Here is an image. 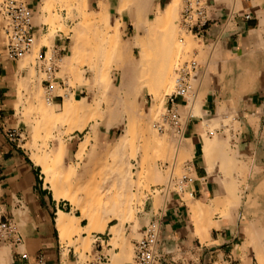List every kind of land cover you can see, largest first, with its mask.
<instances>
[{"label":"crops","instance_id":"0c3cea01","mask_svg":"<svg viewBox=\"0 0 264 264\" xmlns=\"http://www.w3.org/2000/svg\"><path fill=\"white\" fill-rule=\"evenodd\" d=\"M22 1L33 11L36 45L46 42L40 46L37 60L51 51L60 57L65 56L70 48V35L61 29L53 33L50 25L44 23V18L48 17L42 14L44 0ZM90 1L98 6L101 0ZM172 1L159 0L157 6L161 9ZM204 3L209 21L195 37L210 57L208 63L200 64L201 71L197 73L207 72L208 79L199 114L190 115L182 132L184 145L191 157L185 171L194 182L185 191L166 199L151 221L160 223L156 264H259L249 260L248 254L241 250V227L227 218L217 217L213 221L205 218L207 235L204 236L205 243H202L190 204L213 208L217 195L225 194L222 177L219 181L215 172L216 164L223 160L224 153L214 150L209 160L203 125L206 120L222 119L224 113H221V107L232 104L231 90L241 88L239 80L244 75L254 73L256 69L253 68L257 66L260 70L264 69V0H204ZM79 15L78 9L77 17ZM72 24V21L65 20L62 28H69ZM4 28L5 20L0 12V204L5 218L18 226V232L16 240L0 243V264H114L113 257L122 253L121 246L115 248L111 244L115 236L112 229L118 223L108 224L104 231L88 233L89 221L70 201L55 197L46 182L43 166L35 161L34 157L42 156L44 151L34 146L33 126L31 120L23 116L21 105L24 81L29 78L30 69L23 66L22 59L12 61L6 57ZM36 72L41 74L39 65ZM257 83L255 90L249 83L253 92L242 95L238 108V117L243 122L237 136L248 142L246 150L252 143L253 147L264 144V75L257 79ZM41 84L44 85L43 81ZM53 104L62 107L64 100L55 99ZM174 105L181 117L188 115L189 102L178 98ZM113 129L104 131L103 137H110ZM11 130L20 134L19 141L9 139L8 132ZM79 134L75 131L67 139L65 160L68 164L78 163L75 138ZM206 135L211 142L217 143V147L219 139H214L210 133ZM243 156L247 159L245 154ZM260 160H264V146ZM257 178L260 185H264L263 174L256 172L248 186L245 201L251 195L249 189ZM262 188L264 186L258 191L264 193ZM221 210L216 214L221 215ZM145 220L140 218V228L136 232L125 227L126 260L117 264H134V258L128 259L129 246L135 247L138 240L134 237L144 233ZM60 224L65 230L60 229ZM256 228L255 233L262 231V227ZM82 255L86 260L82 259Z\"/></svg>","mask_w":264,"mask_h":264},{"label":"bare ground","instance_id":"6f19581e","mask_svg":"<svg viewBox=\"0 0 264 264\" xmlns=\"http://www.w3.org/2000/svg\"><path fill=\"white\" fill-rule=\"evenodd\" d=\"M73 1L78 3L77 7L80 12L78 19L79 22L74 28V44L72 54L62 64L61 75L64 76L65 80L68 79L69 81H72L76 79L80 83L86 79L83 86L87 87L86 90L88 96L82 97L78 100L75 99V95L73 93L69 97L66 96V100L64 101L60 112L56 111L57 106L53 105L52 103H48V106L40 103L37 110L40 112L44 121L60 118H72V123L70 128H68V134L75 131L84 132L91 122H94L95 124L91 126V133L80 144L76 154V158L80 161H83V170L81 171L82 175H78V170L76 167H72L73 165L67 166L64 163L66 144L62 133L53 137L52 148L46 153V158H44V160L36 159L35 161L43 166V171L46 175V182L50 185L55 197L58 200L66 199L72 204H78L76 207L82 206L83 218L89 221V226L86 229L88 233L95 230V225L100 219H103L104 222L102 227L103 231L110 222H118V225L112 229V232L115 236L111 241L113 246H121L122 248V253L113 257L114 264H117L118 262L126 260L124 259V254L127 241L124 235V225L125 222L134 215L132 204L136 195L134 194L133 189L137 186L135 179H132L134 174L133 165L127 156L126 150L127 146L131 142V138L135 133L136 128L140 126L139 120L141 119L139 118L143 117V114L145 113L143 106L147 101L146 98L148 96H152L153 106L151 111L157 116L160 113L164 95L167 93L170 94L169 92H171L173 88V70L179 66V59L183 51L179 42V33L173 24L175 17H177V7L179 3L178 0H173L170 4H167L164 9H160L158 7L159 5L154 6L152 4L153 0H119V5L116 8L117 13L121 19L124 18L125 14L133 24L135 31V35L131 41L125 45L122 42L123 32H120L119 24H116L117 21H115V26L109 28L111 12L109 0L99 1L98 6L100 12L97 14V17L87 14L86 9L89 0ZM53 2L54 0H44L42 12H49L50 6ZM151 15H153V17H151ZM49 18L57 19L55 16H50ZM102 23L109 25L108 28L105 30L99 29L100 25H103ZM120 26H122V23ZM87 27H93V31L101 30L102 35H97L93 39H88L84 44L88 51L90 47H93L92 49L94 50H92L91 54H87L86 56L88 61V69L82 70L77 67V63L79 62V52L81 50L80 38L81 35L85 33ZM45 43L46 42L37 44L35 50L33 53H31L29 59L24 64H27L29 60L38 58L40 46ZM108 49H110L111 54L114 55H112V58H115L116 60L115 70L108 68L109 62L102 63V57L105 55L106 50ZM138 49L140 52L137 57L136 50ZM104 63L106 66H104ZM253 69H256L254 76H250L251 74L249 75L247 73L243 78H241V80H239L241 86H238L241 88L239 90L236 88L238 90V98H241L242 95L249 93L253 89L255 90L256 84H259L257 83V79L259 80L260 76L264 75V69L260 70L258 66ZM89 72H91L90 76H88ZM116 72L119 73V77L115 81ZM255 79L256 83L254 82ZM251 82H254L255 85ZM249 83L254 86L253 89H250L252 85L250 86ZM96 87H99L100 90L107 92L108 95L105 99L107 106L103 112H100V110L98 111L97 108L93 111L91 109V102L95 98L93 88L95 89ZM122 90L125 91L124 96H122L120 93ZM36 99L39 103L42 98L40 99L38 97ZM201 99L202 98L200 96H197L191 101L189 105V109H191V115H196L197 113L199 114L200 104L202 102ZM99 103L97 104L99 105ZM221 109L222 112L224 108L221 107ZM219 115L221 116L220 113ZM124 118L127 119L125 132L118 139V141L114 143V145L104 146L98 144V146H94L92 151L90 150L91 152H89L92 139L97 143L98 132L101 127L102 129H111L117 123H121ZM153 119L157 120V117ZM203 126L205 130L203 138L206 143V155L210 160L212 158L211 150L214 149L217 143H213L207 139L206 133H208V131H212L217 126V122L206 120ZM145 132L148 134L147 139H145L147 140L148 149L153 150L152 152L154 156H163L165 158V155H167L166 153H168V143L166 142V145L165 141L163 139L162 141L158 135L153 133L151 128H147ZM64 134L66 133L64 132ZM147 157H145V161L140 160L141 163L139 164V169L136 173L138 180L140 181L143 174L147 173V177L152 178L153 181L163 182L164 179L161 176V173H159L154 163V166H151L149 161L151 158L149 157L150 159L147 160ZM234 158L235 155H233L231 151L225 152L223 155V159L228 162L227 166L225 167L226 171L224 176H222L225 194L217 195V198L215 199V204L218 206V208L219 206L223 205L228 207V209H226L227 211L221 210L220 213L223 216L230 215L232 222H235L236 215L238 214V208L241 204V202H235L236 196L234 194L236 193L235 179L237 178V167L233 166L232 164L234 162ZM50 161L55 164L53 167H51L52 165L50 164ZM102 164H105V167L110 170L109 173L111 177L106 186L102 189V192L100 191L101 193L99 192V195L98 193L95 195H89L86 198L84 205L77 203L78 200L76 197L65 194L61 191L60 184L61 180H63L62 178L64 177L61 176L62 178L60 180L59 176L65 173L64 168L68 167L67 176L70 178L77 177V179H80L81 181L79 182L83 183L81 178H84V176L89 173L88 169L94 165ZM261 186L264 185H254L253 190L251 188L252 191L250 192L251 195L249 196L248 200L243 203L245 235L249 236L246 237L247 239L245 238L244 246L242 247L244 249H247L249 245L255 241L261 245H264V193L262 191L259 192L261 190ZM256 192L257 194H263L262 196L258 197L256 196ZM257 197L259 199L262 197L263 200L260 202ZM192 207L195 224L199 226V233L201 232V229H203V232L200 235L204 234L205 236L207 235V226L205 224V226L201 225L200 222L205 220V218L211 220L210 216L207 217V214L209 213L207 210L208 207L200 204H193ZM251 210H253V213L250 212ZM254 212H256L259 216L257 224H254V219L249 217L251 214H255ZM63 226L64 225L60 224V229H63ZM256 227H262V231L260 232L258 230L257 233H255L254 231L257 230Z\"/></svg>","mask_w":264,"mask_h":264},{"label":"rangeland","instance_id":"374dc122","mask_svg":"<svg viewBox=\"0 0 264 264\" xmlns=\"http://www.w3.org/2000/svg\"><path fill=\"white\" fill-rule=\"evenodd\" d=\"M17 1L23 2L22 0H17ZM158 1L159 0H153L152 4L154 6H157ZM109 2L111 5L110 26L102 23L103 25H100L101 28L99 27V29L105 30L108 28V26L110 28V27L115 26L116 24H119L120 32H123L122 33L123 34L122 42L125 45H127L131 41L133 36L135 35L134 26L125 14H124V18L121 19L119 14L117 13L116 8L119 5V2H120L119 0H109ZM178 3L179 4L177 7V17H175L173 24H174V27L176 28L177 32L179 33L178 34L179 42H180V44L182 46L181 48L183 50L181 53V57L179 59V65L182 64L183 62H189V61H193V60L199 64H203L206 62L208 63L210 60V57H207V55L205 54L204 47L201 45L200 41L193 34L186 32L182 28V26H181V14H182V11L184 8V0H178ZM77 4L78 3L73 1V0H54L52 5L50 6L49 12H46V13L42 12V14L48 15L47 18H44V23L50 25L53 33L57 29H61V30H65L67 35H70V48H69V51L65 53V56L62 57L63 60L59 64V71L55 75V84H56V88H57V94L62 95V96L67 95L69 97L72 93L74 95L78 93L77 94V100H78V99H81L82 97L88 96L87 90H86L87 87L83 86L86 79L80 83L76 79L72 80V81H69L68 79L65 80L64 76L61 75L62 74L61 66L65 62V60L69 56H71L72 51H73L74 28L77 26V24L79 22V20H78L79 16L77 17V13H78V7H77L78 5ZM43 6L44 5L42 3V7ZM165 7L166 6H163L161 9H164ZM42 10H43V8H42ZM86 11H87L88 15H92L93 17H97V14L100 12V9H99V6H97L95 3H92L89 0ZM50 16L51 17L55 16L57 19H54V18L50 19L49 18ZM58 17H60V18H58ZM151 17H153V15H151ZM65 20H70L73 22V24L69 28L63 29L62 24H63V21H65ZM115 21H117L116 24H115ZM121 23H122V26H120ZM93 30H94L93 27H87L85 30V33L83 35H81V38H80L81 50L79 52L80 58H79V62L77 63V67L82 69V70L88 69V67H87L88 61L86 59V56H87V54H91L92 50H94V49H92L93 47L92 48L90 47L89 51H88V49H86L84 44L87 42L88 39H93L97 35L98 36L102 35L101 30L100 31L99 30L93 31ZM36 46L37 45L34 46L33 51L35 50ZM33 51H32V53H33ZM139 52H140L139 49L136 50V56L137 57L139 55ZM30 55H27L26 57H24L22 59L23 64L26 63V61L29 59ZM112 55L113 54H111L110 49L106 50L105 55L102 57V59H103L102 63L103 62H105V63L109 62L108 63L109 67L108 66L107 67L112 68L111 70H115V61L116 60H115V58L114 59L112 58L114 56V55L113 56ZM35 59L29 60L30 62L28 61L27 64H24V67L27 65L25 68L30 69V76L28 79H26L24 81L25 86L23 87L24 94L22 95V104L21 105L23 108V110H22L23 116L26 118H29L31 120V122H30L31 125L33 126L32 138H33L34 146L36 148H38L39 151H44L42 157L36 155L34 158H35V160L36 159L44 160V158H46L45 155H47L46 153L49 151V149L52 148V141H53L54 136L62 133L63 139H64L65 144L67 146V139L72 134V133H69V134L67 133V132H69L68 128H70V125L72 123V118H60V119H54V120H49V121H44L42 119L41 114L37 110V108H38V105L40 103H43L45 106H48V103L46 102L47 94H46L45 85L41 84L43 79H44V76L42 74L38 75L36 72V66L39 65V61L37 60V58H35ZM104 66H106V64ZM176 69L177 68H175L173 70V74H172L173 88H172L171 92H169L170 94L167 93L164 95L163 104H162L159 115L156 116L152 113L151 108L153 106V99H152V96H148L146 98L147 101L145 102V105L143 106V109L145 110L143 117H145V118H143V117L139 118L142 120V122H141V120H139L140 126H138L136 128V131L133 134L134 137L132 136L131 142L127 146V150H126L127 156L129 157V160L131 161V164L133 165L134 174H133L132 179H135L138 187L136 186L137 188L135 187L133 189V192L136 195L135 200L133 201V204H132V210H133L134 215L132 218H129L125 222L124 229L127 226V227H129V230H133L134 232H136L140 228L139 224H140V218L141 217L146 218V220H145L146 226H148L151 223L154 215H156L158 213V211L164 206L166 199H168V198H166V196H164L163 194L160 193V190H159L160 187L166 185L168 183V181L170 180V178L179 179L183 174H185L186 173L185 166L188 164V162L191 159L189 151L186 148V146L184 145V139H183V134H182V132L185 128V125L188 122L189 117L191 115V109H189L190 107H188V115L181 117L178 124H176V126H175V124H167L165 126V130L163 132L159 131L157 128L158 124L161 122V116L168 106V97L175 91V70ZM254 74H255V72L252 73L251 75L249 73L250 76H254ZM90 75H91V72L88 73V76H90ZM62 76H63V78H62ZM118 77H119V73L116 72L115 81L117 80ZM207 79H208V73L207 72L195 73L192 75L191 80H192L194 90L189 96V105H190L191 101L197 96H200L202 99L204 98L205 86H206ZM91 88H92V86H91ZM93 91L95 93V98L91 102V106H92L91 109L93 111V110H96V108H97L98 111L100 110V112L101 111L103 112L107 106L106 105L107 102L105 101L106 97L108 96L107 92L100 90L99 87H96L95 89L93 88ZM231 91H233V93H232L233 97H232V99H230V100H232V102H231L232 104L224 105V107H223L224 110L221 112V113H224L222 119L219 121H216L217 126L212 131H208V133L213 135L214 139L218 138L220 141L218 143V146L215 147L214 149H212L211 152H213L214 150H216V151L221 150L223 153L231 151V153H233V155H235L234 162L232 163L233 166L237 167V170H236L237 171L236 172L237 178L235 179V181H236L235 182V192L236 193L234 195L236 196L235 202L236 203L241 202V204L239 205V208H238V214L236 215L237 221L235 220V222H236V224H238L241 227V232H242V236H243V245H242V247H243L245 238L249 237V236L245 235V226L243 225L244 224V219H243L244 218V216H243V209H244L243 205L244 204L243 203L246 202L245 201L246 200L245 195L248 194V186L251 183V179L255 175V173L260 171L264 177V162H263L264 160L263 161L260 160V152H261L264 144L263 143H260L258 145L256 144V146L253 147L254 144L252 143L251 147L249 146L248 150H246V147H248V146H246L248 144V142L244 141L245 138L242 137V139H239V137L237 136V133L240 132L241 123L243 122L238 117V108L240 107L239 104L241 102L242 97L238 98V95H237L238 91L236 90V87L232 88ZM124 92L125 91H123V90L120 92L122 96H124ZM38 97L40 99L42 98L41 101L39 100L40 101L39 103H38V100L36 99ZM65 100H66V98L64 99V101ZM99 101H100V103H99ZM97 103H99V105ZM228 106L230 107L229 110H227ZM61 109H62V107L57 106L56 111L60 112ZM119 109H121V108H119ZM155 116L157 117V120L153 119V118H156ZM197 116H199V115H197ZM71 117H73V116H71ZM147 123H149L150 126ZM94 124H95L94 122H91L89 124V126L87 127V129L84 132H80L79 136L75 138L77 150L79 149L80 144L91 133V126H93ZM126 124H127V119L124 118L121 121V123H117L115 126H113L111 128V129L114 128L112 135L110 137H105V138L103 137L104 131H109L111 129H104V128L102 129V127H101V129L98 132L97 143H96V141H94L92 139V144L89 148V152L92 151V148L94 146H96V145L98 146V144L104 145V146L114 145V143H116L118 141V139L125 132ZM140 127L141 128L143 127L142 130ZM251 127H253L252 123H251ZM147 128H151L153 133L158 135V137L161 138V140L163 139L165 141V144H166V142L168 143V145L167 144L166 145L169 146L168 147L169 150L167 148L168 153H166L167 155H165V158L163 156H159V157L154 156V154L152 152L153 150L148 149L147 140H145V139H147V136H148V134L145 132ZM143 131H144V133H143ZM64 132L67 134V136H66V134H64ZM145 134H146V136H145ZM207 139H209V138L207 137ZM247 139H249V138H247ZM243 154L246 155L247 159L244 158ZM147 156H149L151 159ZM39 157H41L42 159ZM145 157H147V160L150 159L149 161L151 163V166H154V164H155L157 170L159 171V173H161V176L163 177V179L165 181L163 180V182L162 181L161 182H155L152 180V178L147 177V173L143 174L140 181L138 180L136 173H137V170L139 169V164L141 163V161L142 160L145 161ZM160 157H162V158H160ZM64 163L67 166L73 165L72 167L77 168L78 175H82L81 171L83 170L82 169L83 161L78 160L77 164H68L64 158ZM227 163L228 162H226L223 159L221 162L219 161V163L216 164L215 172L219 176V178H218L219 181L221 180V177L224 176V173L226 171L225 167L227 166ZM50 164L52 165L51 167H53L55 165L52 161H50ZM147 164H148V161H147ZM66 169H67V171H66ZM64 171H65V173L59 176L60 180L62 177H64V178H62L64 180V182H63V180H61V184H60L61 191L65 194H69L71 196L76 197L78 200V201L76 200L77 203H79L81 205H84L86 198L89 195H91V194L95 195L97 193L99 195L111 177V175L109 173L110 170L107 167H105V164L94 165L93 167H90L88 169L89 173L86 176H84V178H81L83 183H80L81 181H80V179L78 180L77 177H71L70 178L69 176H67L68 175V167L64 168ZM256 184L260 185L258 178L255 179V181L252 183L250 190H251V188L253 190V187ZM98 195H96V196H98ZM187 198H189V196H187ZM260 202H261V200H260ZM73 205L75 207L78 206V204H73ZM192 205H193V203H191L190 206H191V211H192L193 218H194ZM79 207H76V208L78 210H80L82 215H83V208H82V206L80 208ZM226 207H227L226 205L219 206V208L217 205L214 206L213 208L208 207L207 210L209 213L207 214V217L210 216L212 220H215V218H217V217H222L223 219L227 218L228 220L231 221L230 215H227V216L224 215L223 216L222 214L221 215L216 214L219 209H223V210L227 211L226 209H228V207L227 208ZM235 207H236V204H235ZM250 212L253 213V210H251ZM254 213L255 214H251L249 217L251 219H254V222H253L254 224H257V222H258L257 220L259 219V216L256 212H254ZM235 222H232V223H235ZM110 223L114 224V223H118V222L113 221ZM103 224H104L103 219H100L96 223L94 231H97V232L103 231L102 230ZM200 224L201 225L207 224V221L202 220L200 222ZM202 228H203V226H202ZM202 232H203V229H201L199 236H201L202 243H205L204 234L200 235V234H202ZM126 233H127V230H124V235ZM142 235L143 234H141L139 236H135L134 238L139 240L142 237ZM119 247L120 246H117L115 248H119ZM263 249H264V245H261L257 241L255 243L251 244L250 247H248L247 252L244 248H241V250L243 252L248 254L249 260H254L255 262H257L259 264H264V250ZM85 251H87V250H85ZM133 258H134V247L130 245L129 246V258L128 259L132 260ZM82 259L86 260L84 255H82Z\"/></svg>","mask_w":264,"mask_h":264},{"label":"built area","instance_id":"2783aa9c","mask_svg":"<svg viewBox=\"0 0 264 264\" xmlns=\"http://www.w3.org/2000/svg\"><path fill=\"white\" fill-rule=\"evenodd\" d=\"M0 12L5 20V53L9 60H21L30 55L36 45L34 34L33 11L23 2L17 0H2ZM209 21L208 12L204 0H184V8L181 14L182 28L194 36L198 35ZM63 58L56 52L45 53L39 58V68L44 76L43 83L46 89V102L52 103L55 99L64 100L67 95L57 94L55 75L59 71V64ZM201 70V65L196 61L183 62L175 70V91L168 97V106L161 116V122L157 128L163 132L167 124H178L181 116L175 107L178 98L189 102V96L193 92L192 75ZM180 133V132H179ZM11 141L21 139L17 130L8 132ZM194 179L188 172L179 179L170 178L168 183L160 187V193L169 198L173 193L186 190ZM18 226L5 218L4 210L0 204V243L17 239ZM160 237V223L151 222L145 227L142 237L135 243L134 264H156V248Z\"/></svg>","mask_w":264,"mask_h":264}]
</instances>
